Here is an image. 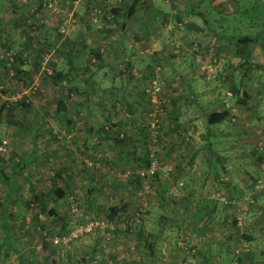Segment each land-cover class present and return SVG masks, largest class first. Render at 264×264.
<instances>
[{
  "label": "rangeland",
  "instance_id": "obj_1",
  "mask_svg": "<svg viewBox=\"0 0 264 264\" xmlns=\"http://www.w3.org/2000/svg\"><path fill=\"white\" fill-rule=\"evenodd\" d=\"M148 1L0 0V106L30 101L0 114V140L9 142L0 175L32 153L0 205L24 230L14 242L26 243L22 264H264V37L241 63L225 27L234 22L237 37L247 18L264 22V0H235L233 16L219 11L227 1L152 0L201 15L126 26ZM54 66L66 83L50 77ZM85 79L98 88L89 106ZM61 97L67 126L54 115ZM221 108L229 116L207 125L205 114ZM113 120L120 127L107 135ZM4 190L0 182V202ZM161 214L168 223L159 230ZM91 218L97 228L54 242ZM140 226L155 239L153 258Z\"/></svg>",
  "mask_w": 264,
  "mask_h": 264
},
{
  "label": "trees",
  "instance_id": "obj_2",
  "mask_svg": "<svg viewBox=\"0 0 264 264\" xmlns=\"http://www.w3.org/2000/svg\"><path fill=\"white\" fill-rule=\"evenodd\" d=\"M134 4H131L129 7V11H128V15L132 14V8H133ZM189 11L191 13H195L194 9H189ZM197 15H201L200 12H196ZM83 40H85L84 36H83ZM233 40V52L234 55L239 57V59H241L240 61H242L241 63H244L246 60L249 59L250 57V50H251V45L254 44L256 41L260 42V38L255 36H251L249 34H241L237 37L234 36ZM253 42V43H252ZM263 44V43H262ZM38 51V56L41 57V53H40V48L37 49ZM22 55L20 52L14 56H20ZM97 57L100 56L99 52H96ZM7 61V58L6 60ZM12 64V63H10ZM14 66H16L15 64H13ZM17 71H21V68H17ZM50 77L53 78V81H56L57 83H62V82H67V74L64 72L59 71L55 66L53 68V72L52 74H50ZM68 85V84H66ZM75 84H73L72 88H75ZM235 90V89H234ZM236 91V90H235ZM86 101L84 102V104L86 106H89V98L91 96H96L98 94V88L96 86H94L92 84V82L88 79H85V88L83 90ZM246 93V92H245ZM242 101H244L242 99ZM21 103L23 106L27 107L30 105V101L29 100H25V99H20V98H15V99H11V100H4L3 103L0 106V114L1 112L6 109L8 110V115H12V111L14 108H16V106ZM66 113H67V108H66V103H65V97H61L59 100H57L56 103V108H55V116L58 118V121L60 122L61 125L67 126L71 120L69 118H66ZM206 124L207 125H212V124H216V123H220L223 120H225L228 116H229V111L226 108H221L219 110H215V111H211V112H207L206 114ZM1 121V120H0ZM110 128H103L105 134L109 135L111 133V130L113 129V127H120V122L118 121H111L110 123ZM124 140V138H119L118 142H122ZM117 142V139H116ZM32 153L24 158L19 159L15 165L13 166V172H11V174H7V173H2V175H0V182L5 186V190H4V194H3V200L2 202H0L1 204H4L6 202H10V197L13 195V190L18 186L17 183L15 182V180L23 173V169L24 166L26 164V162L31 158ZM150 164L149 160H145V165L148 167ZM1 174V172H0ZM56 176H61V174L59 172H56ZM156 176V175H154ZM138 184L140 183V178L141 176L136 177ZM55 196L56 197H62L65 194V190L63 188L60 187H55ZM36 195V194H34ZM38 196V195H37ZM126 204H123L122 207H118V206H111L110 210L111 213L109 214V217L112 218L114 215H116V213H118L119 210L124 209ZM2 222H5L3 227H8L7 224V220H5V218H2ZM167 220L164 216V214H161V218H160V226L158 227L159 230H162L165 225L167 224ZM140 231L142 232V240L144 242V244L147 247V251L145 253V255H147L148 258H153L156 251V243H155V239L151 240L148 237V234H146L145 232H143V227L140 226L139 227ZM9 238L10 237V230H9V234L7 235ZM114 264H120V262L115 261Z\"/></svg>",
  "mask_w": 264,
  "mask_h": 264
},
{
  "label": "crops",
  "instance_id": "obj_3",
  "mask_svg": "<svg viewBox=\"0 0 264 264\" xmlns=\"http://www.w3.org/2000/svg\"><path fill=\"white\" fill-rule=\"evenodd\" d=\"M219 1H227L228 3L231 2L228 10L219 9V11H224L226 14L228 13V14H231L232 16L234 15V13L238 12V5L234 3L235 0H219ZM146 6L140 5V9H139V12L137 13V16H134L133 19H131L130 22L128 24H126V26L136 27L137 29H143V28L149 29L150 27L159 24V22H160L159 15L160 14H162L166 18H168L169 16L172 17L173 15H177V17L181 18L182 16H185L186 13H191L188 8H185L183 6H179L173 10H171V9L168 10L167 8H164L162 5L160 6L157 2L155 3L152 0H149L147 2ZM192 14L196 15V12L192 13ZM165 21L166 20H164V22ZM196 23H197V25H200L199 21H196ZM226 26H229L230 34L235 36V33L233 31L234 22L230 21L229 24L226 23L225 27ZM258 26L260 28H261V26L264 28V22L257 23L254 20H250L249 18H247V20L243 22V27L241 29L243 31H246L244 34H249L251 36L256 35L259 38L261 36L264 37V34L262 35V33H263L262 30L261 31H253ZM219 27L225 28L224 26H219ZM235 27L239 28L237 23H236ZM256 44L259 45L260 42L256 41ZM258 53H259L258 54V56H259L258 60H260V61L264 60V56H262L263 54L260 51ZM251 55H254V53ZM238 59H239V57H238ZM262 66L263 65L261 63L259 65V70H260V68H262ZM260 72H261V70H260ZM207 133H208V130H207ZM2 200H3V198H2ZM2 206H3V204H2ZM0 217H1V220H2V218H5V220H7L8 229L10 230V237L7 238L8 236L5 232V229L3 228V225H2V229L0 228V260H1L2 256H4L5 262H9L11 264H22V262L24 263L26 260H28V257H26V253H27L26 250L27 249H26V245H25L26 244L25 240H24L25 244L20 245L21 248H18L17 247L18 245L16 246V244L14 242L18 241L16 239V236H19L20 234L21 235L24 234V232H23L24 230H19L18 228H16V230H14V226L10 222L11 220L10 219L8 220L6 218V216L3 215V213H0Z\"/></svg>",
  "mask_w": 264,
  "mask_h": 264
},
{
  "label": "built area",
  "instance_id": "obj_4",
  "mask_svg": "<svg viewBox=\"0 0 264 264\" xmlns=\"http://www.w3.org/2000/svg\"><path fill=\"white\" fill-rule=\"evenodd\" d=\"M44 5L50 6L51 3L50 2H44ZM6 54H7V56H6L7 57L6 64L10 65V63H12V61L14 60L13 51L12 50H8L6 52ZM8 68H9L10 72L12 73V68L9 67V66H8ZM0 87H1V83H0ZM155 89L157 90L158 86H156ZM8 144H9V142H8L7 139L0 140V150L1 151L5 150V148L7 147ZM149 166L151 167V169H154L157 165H156V163L154 161H152L149 164ZM168 169H170V166H167V170ZM99 224H100V221L97 220V219H93V218L88 219L87 221L81 222V223L75 225L74 227L70 228V230L68 232H66L64 235L59 236V237H55L54 238V242L55 243H58L60 241L68 242L72 238H76V237L80 236L81 234H83L84 232H87V231H90L92 229L97 228Z\"/></svg>",
  "mask_w": 264,
  "mask_h": 264
}]
</instances>
